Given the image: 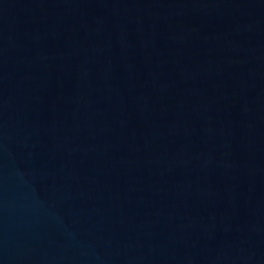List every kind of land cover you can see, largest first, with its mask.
<instances>
[{
  "label": "water",
  "instance_id": "water-1",
  "mask_svg": "<svg viewBox=\"0 0 264 264\" xmlns=\"http://www.w3.org/2000/svg\"><path fill=\"white\" fill-rule=\"evenodd\" d=\"M0 264H264V0H0Z\"/></svg>",
  "mask_w": 264,
  "mask_h": 264
}]
</instances>
